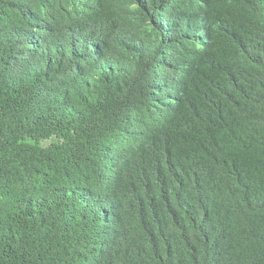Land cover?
Returning <instances> with one entry per match:
<instances>
[{
  "label": "trees",
  "instance_id": "trees-1",
  "mask_svg": "<svg viewBox=\"0 0 264 264\" xmlns=\"http://www.w3.org/2000/svg\"><path fill=\"white\" fill-rule=\"evenodd\" d=\"M0 264H264V0H0Z\"/></svg>",
  "mask_w": 264,
  "mask_h": 264
}]
</instances>
